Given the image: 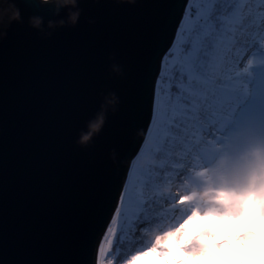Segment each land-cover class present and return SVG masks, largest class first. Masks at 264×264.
Listing matches in <instances>:
<instances>
[{"label": "water", "instance_id": "obj_1", "mask_svg": "<svg viewBox=\"0 0 264 264\" xmlns=\"http://www.w3.org/2000/svg\"><path fill=\"white\" fill-rule=\"evenodd\" d=\"M185 4L77 0L72 25L70 5L0 0L20 16L0 21V264H98ZM112 94L100 130L77 143Z\"/></svg>", "mask_w": 264, "mask_h": 264}, {"label": "snow or ice", "instance_id": "obj_2", "mask_svg": "<svg viewBox=\"0 0 264 264\" xmlns=\"http://www.w3.org/2000/svg\"><path fill=\"white\" fill-rule=\"evenodd\" d=\"M253 43L264 49V0H186L152 87L149 124L116 198L113 224L123 216L130 241L166 174L213 166L218 154L264 141V107L237 120L232 104L236 77L264 64V56L253 53L239 67ZM146 154L160 163L137 165Z\"/></svg>", "mask_w": 264, "mask_h": 264}, {"label": "clouds", "instance_id": "obj_3", "mask_svg": "<svg viewBox=\"0 0 264 264\" xmlns=\"http://www.w3.org/2000/svg\"><path fill=\"white\" fill-rule=\"evenodd\" d=\"M42 2L55 4L57 11L70 5L68 24L74 25L79 18L77 0ZM8 12L9 20L20 19L19 10L9 5L0 10V21ZM29 22L39 28L42 19L34 16ZM65 23L64 19L49 21L48 26ZM112 67L120 72L117 65ZM115 103L114 94L105 97L101 111L89 121L88 131L81 132L77 143L88 144L102 127L108 106ZM139 160L140 166L156 163L151 154ZM216 164L220 168L230 167L231 179L219 173L217 182L211 170L195 169L182 183L163 186L165 193L178 192L177 204L190 209V213L179 223L145 229L147 246L135 250L123 264H264V141L247 144L235 156L222 154Z\"/></svg>", "mask_w": 264, "mask_h": 264}, {"label": "rangeland", "instance_id": "obj_4", "mask_svg": "<svg viewBox=\"0 0 264 264\" xmlns=\"http://www.w3.org/2000/svg\"><path fill=\"white\" fill-rule=\"evenodd\" d=\"M255 53L257 56H264V49H261L258 43H253L249 48L248 53L245 55L239 67H243L247 63V57L251 59L250 55ZM236 80L239 81L236 91L234 93L235 99L232 101L233 107L235 109L234 117L237 120H243L245 118L256 117L259 115V112L264 104L261 102L264 101V64H253L250 67L249 73H241L239 77H236ZM246 146V145H245ZM244 146H241L235 153H231L232 156H235ZM222 154H218L213 166H194L187 168L186 171H183L182 174L177 173L175 178L171 182H180L191 175V171L195 169H209L213 172V175L217 177V182H219L218 174L224 173V175L231 179V170L229 168H220L217 166L216 162L218 157ZM137 165H140V160L136 161ZM143 167V166H141ZM199 183V181H197ZM173 199L165 203V207L168 208L166 216L169 217V220L162 224L161 227L166 224L179 223L187 214L190 213V209L184 208L177 204L179 200V193L175 190L171 192ZM134 227V226H133ZM112 228L110 232L109 229ZM139 230V229H138ZM129 226L125 221L123 216L119 217L115 224H113V219L110 222V225L105 232V235L102 240L99 254V263L98 264H123V261L128 257L119 259L120 250L115 247L114 244L116 241H119V238L126 240L129 237ZM108 241H111L110 245ZM139 246L141 243L138 244ZM103 252V255L101 253Z\"/></svg>", "mask_w": 264, "mask_h": 264}, {"label": "trees", "instance_id": "obj_5", "mask_svg": "<svg viewBox=\"0 0 264 264\" xmlns=\"http://www.w3.org/2000/svg\"><path fill=\"white\" fill-rule=\"evenodd\" d=\"M237 86L238 84L236 85V87ZM159 163L160 162L156 160V163L148 165H158ZM176 174L177 173L166 174L165 178L161 180L153 189L155 200L149 203V206L144 210L143 215L133 225L134 228L139 229V235L136 236L135 242L130 241L129 237L126 240H122L119 238V241L115 242L114 246L116 248L118 247L120 250L119 259L128 257L135 250L147 246L148 237L144 231L145 229L151 230L153 226H161L169 220V217L166 216L167 213L165 212L169 209L165 207V203L169 200H172L173 197L171 192L165 193L162 189L165 184H169L170 181L175 178ZM139 243H141L140 246L138 245Z\"/></svg>", "mask_w": 264, "mask_h": 264}, {"label": "built area", "instance_id": "obj_6", "mask_svg": "<svg viewBox=\"0 0 264 264\" xmlns=\"http://www.w3.org/2000/svg\"><path fill=\"white\" fill-rule=\"evenodd\" d=\"M98 263H99V255H98Z\"/></svg>", "mask_w": 264, "mask_h": 264}]
</instances>
